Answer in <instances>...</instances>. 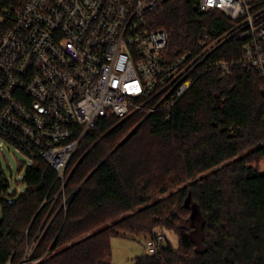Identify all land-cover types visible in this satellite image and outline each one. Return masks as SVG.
<instances>
[{"label":"trees","instance_id":"trees-1","mask_svg":"<svg viewBox=\"0 0 264 264\" xmlns=\"http://www.w3.org/2000/svg\"><path fill=\"white\" fill-rule=\"evenodd\" d=\"M147 23L167 30L170 60L198 53L204 29L216 38L233 25L197 0H164ZM242 57V42L230 37L172 108L100 117L72 156L63 191L55 168L36 156L25 189L10 193L15 183L0 162V264L29 246L33 264H105L113 236L148 238L160 226L179 244L169 239L133 264H264V79L253 67L235 64L225 75L210 67Z\"/></svg>","mask_w":264,"mask_h":264},{"label":"built area","instance_id":"built-area-1","mask_svg":"<svg viewBox=\"0 0 264 264\" xmlns=\"http://www.w3.org/2000/svg\"><path fill=\"white\" fill-rule=\"evenodd\" d=\"M163 1L0 0L2 168L1 153L10 142L30 158L25 163L36 156L48 161L63 191L67 166L100 117L172 108L199 64L230 37L242 42L243 57L210 67L224 75L235 64L253 67L264 79V0H197L204 11L222 10L233 25L216 38L204 29L201 50L175 60L165 56L167 30L147 23V13ZM168 241L160 226L146 238L147 252L158 253ZM30 250L2 264H33Z\"/></svg>","mask_w":264,"mask_h":264},{"label":"rangeland","instance_id":"rangeland-1","mask_svg":"<svg viewBox=\"0 0 264 264\" xmlns=\"http://www.w3.org/2000/svg\"><path fill=\"white\" fill-rule=\"evenodd\" d=\"M4 154L5 156L1 153L5 175H7L10 180L14 179L13 181L15 183L9 187V192L13 193L17 190L21 192L26 187L23 178L27 163H25L21 169H19V165L30 160V158L10 142L5 144ZM262 165L261 163V166ZM16 179L20 182L16 183ZM176 189H178V186L172 188V191ZM168 192L169 191L164 194ZM166 232L172 244L177 246L179 244V237L175 231L166 229ZM111 246L112 255L105 264H133L136 256L147 253L145 234L130 237L115 235L111 239Z\"/></svg>","mask_w":264,"mask_h":264},{"label":"water","instance_id":"water-1","mask_svg":"<svg viewBox=\"0 0 264 264\" xmlns=\"http://www.w3.org/2000/svg\"><path fill=\"white\" fill-rule=\"evenodd\" d=\"M131 132H132V131H131ZM131 132H130V133H131ZM130 133H129V134H130ZM129 134H128V135H129ZM128 135H127V136H128ZM127 136H126V137H127ZM124 139H125V138H124ZM124 139H123V140H124ZM123 140H122V141H123ZM122 141H121V142H122ZM121 142H120V143H121ZM120 143H119V144H120ZM119 144H118V145H119ZM118 145H117L116 147H118ZM116 147H115V148H116ZM115 148H114V149H115ZM101 163H102V162H101ZM97 167H98V166H97ZM97 167H96V168H97ZM96 168H95V169H96ZM95 169L92 170V171L88 174V176L83 180V182H84L88 177H90V175L95 171Z\"/></svg>","mask_w":264,"mask_h":264}]
</instances>
